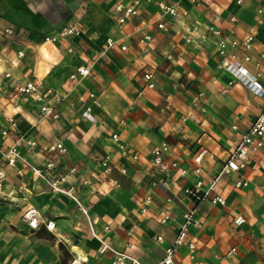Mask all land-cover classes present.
I'll return each mask as SVG.
<instances>
[{"label":"crops","instance_id":"obj_1","mask_svg":"<svg viewBox=\"0 0 264 264\" xmlns=\"http://www.w3.org/2000/svg\"><path fill=\"white\" fill-rule=\"evenodd\" d=\"M170 1L178 2L176 16L161 9ZM119 3L137 10L122 23ZM66 24L79 34L40 44ZM194 24L199 29L186 42L184 29ZM8 27L13 34L5 36ZM146 35L150 39L141 41ZM247 35H253L249 62L241 50L226 51L251 71L259 62L264 73V0H0V125L13 115L19 131L37 141L22 154L34 165L54 160L67 176L63 188L74 187L73 198L52 192L27 168L21 177L5 167L4 191L24 183L25 192L0 201V264H67L73 256L85 264H111L110 251L98 253L99 239L142 264H160L192 206L184 189L197 178L194 156L206 148L198 177L208 185L264 107L263 96L221 68L213 45L215 39L241 41ZM107 38L116 44L107 46ZM82 64L89 73L70 78ZM146 71L154 74L153 88L147 87ZM27 81L36 84L43 101L61 95L59 118L42 117L40 103L16 91ZM162 141L170 145L166 159L189 171L182 176L174 170L167 186L152 184L162 174L151 166L150 151ZM56 142L65 154L48 150ZM106 157L108 172L101 164ZM238 180L247 184L236 187ZM215 193L224 204L199 205L202 226L187 233L196 243L194 257L181 246L175 264H264V144L243 169L221 176ZM147 196L151 202L141 212ZM28 205L53 220L54 229H29L22 218ZM237 216L244 221L237 224ZM230 248L235 252L226 255Z\"/></svg>","mask_w":264,"mask_h":264},{"label":"built area","instance_id":"obj_2","mask_svg":"<svg viewBox=\"0 0 264 264\" xmlns=\"http://www.w3.org/2000/svg\"><path fill=\"white\" fill-rule=\"evenodd\" d=\"M195 2L197 0H190ZM161 9L163 13H167L172 16L177 15V6L178 2L170 1L161 3ZM116 9L122 11L123 14L119 17L118 21L120 23L124 22L126 18L131 15H134L137 10L132 5H122L117 4ZM157 26L161 28L162 23H158ZM198 25L194 24L191 26H186L184 29L183 38L186 42L192 41V34L198 31ZM210 31L213 34H218L213 28H210ZM5 36H10L13 34V28L8 27L4 29ZM79 30L70 24L62 26L54 35L44 36L40 41L42 42H51L54 43L61 38H67L73 35H78ZM150 39L149 35L144 36L141 41ZM253 35H247L241 41L235 39L225 40V39H215L213 45L216 47V51L221 58L220 66L222 69L231 72L235 78L242 81L246 87L254 94L264 97V73L258 69L259 62L255 63V71H251L244 62H249L251 60L249 50L252 46ZM107 46L112 47L116 44V40L112 38L106 39ZM231 46L238 50L244 52L243 61H240L236 53H230L226 51V48ZM120 48L122 50L126 49L124 44H121ZM24 55L23 50L17 51V56L22 57ZM260 58L264 59V41L262 42V49L260 51ZM89 73V66L82 64L76 67L75 71L70 74V78H76V76H85ZM5 76H9V73H6ZM153 72L146 71L143 74L144 79L147 82L148 88L154 87L153 81ZM16 91L23 95H32L34 100L40 103L39 111L42 117H51L57 119L60 116V111L58 105L62 101L61 95L57 93H52V101L47 102L43 101L44 97L39 93L38 87L33 81H27L24 84L16 86ZM226 91V89H225ZM224 92V91H223ZM202 94L195 95L193 97L194 102H199ZM204 107H202V110ZM89 111V108H87ZM232 128L235 129L236 125H232ZM112 138L118 140L117 134H113ZM264 144V107L261 112L257 115L254 123L248 128L247 131L241 133L240 142L232 149L228 157L226 158L223 166L214 176L212 181L208 185H204L201 178L198 176L201 173V161L206 152V148L201 149L193 158L195 166L192 169V172L197 176L194 183L184 189V193L192 200V206L188 207L182 214V222L179 225L177 234L174 240L165 247L164 257L162 258L160 264H175L174 255L181 246H186L188 249L189 257H194V252L196 249V243L187 238V233L191 228L199 229L202 226V222L199 218V205L206 200H209L212 203L224 204L225 200L222 196L215 193V186L217 181L224 174H228L233 171H238L243 169L251 153L257 152ZM37 146V141L34 138L28 137L26 133H21L19 131L18 120L13 116L6 117V124L0 125V201L4 199H11L15 194H23L25 192V184L19 183L14 189L5 192L4 185L6 180L5 167H12L15 169V172L19 176H23L25 173V168L29 169L31 173L35 176H38L40 179L45 181L52 192L63 193L69 197L74 198V187L68 186L63 188V184L67 182L66 174H63L57 170L56 162L54 160H46L41 165L32 164L26 156L21 152L23 148H33ZM170 145L166 141H162L158 147H154L150 151V164L153 168L159 170L162 174V177L158 181H154L152 184H161L167 186L169 180L171 179L172 172L178 170L180 175L186 176L189 171L185 168H181L178 165L176 160H167L166 155L169 152ZM48 150L50 152H57L59 154H65L67 152L66 147L62 142H56L49 145ZM123 154H126L122 150ZM132 158L136 159L137 155H132ZM106 157L101 164L104 171L108 172L110 170V165ZM21 163L24 168L18 166ZM76 167L71 166L69 168V173H74ZM121 172L125 173L126 170L121 168ZM83 184H89L87 180H83ZM117 185L116 182H114ZM247 183L242 180H238L235 183L236 187L245 186ZM23 198V197H21ZM151 202L149 196L145 197L143 200L140 211L145 212L147 205ZM81 211L86 213V209L80 206ZM22 218L31 230L38 229L39 225H44L46 229L52 231L54 229L55 223L53 220L44 219L40 214L38 209L28 205L22 213ZM168 218V215L164 213L160 222L165 223ZM237 224H240L244 221L241 216H237L234 220ZM106 229L108 227H105ZM130 233V231H128ZM100 246L98 253L103 255L105 252L110 251L113 254L111 259V264H142L136 257L130 256L129 254L118 251L113 248L105 239H99ZM156 240H161V236H157ZM235 252V248H230L226 255H231ZM67 264H85V262L78 256H73ZM217 264H223L222 261H219Z\"/></svg>","mask_w":264,"mask_h":264},{"label":"bare ground","instance_id":"obj_3","mask_svg":"<svg viewBox=\"0 0 264 264\" xmlns=\"http://www.w3.org/2000/svg\"><path fill=\"white\" fill-rule=\"evenodd\" d=\"M82 258V257H81ZM83 259V258H82Z\"/></svg>","mask_w":264,"mask_h":264}]
</instances>
